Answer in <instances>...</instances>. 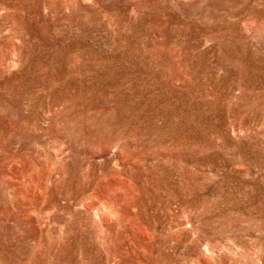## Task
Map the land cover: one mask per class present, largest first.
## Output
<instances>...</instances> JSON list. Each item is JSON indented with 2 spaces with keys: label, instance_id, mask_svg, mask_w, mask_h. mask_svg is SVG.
<instances>
[{
  "label": "rangeland",
  "instance_id": "374dc122",
  "mask_svg": "<svg viewBox=\"0 0 264 264\" xmlns=\"http://www.w3.org/2000/svg\"><path fill=\"white\" fill-rule=\"evenodd\" d=\"M0 264H264V0H0Z\"/></svg>",
  "mask_w": 264,
  "mask_h": 264
}]
</instances>
